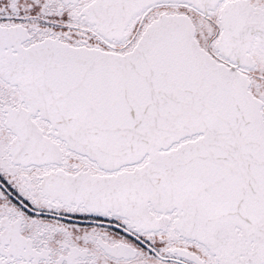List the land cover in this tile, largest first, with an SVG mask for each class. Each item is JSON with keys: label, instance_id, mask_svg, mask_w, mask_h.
I'll return each instance as SVG.
<instances>
[{"label": "snow or ice", "instance_id": "obj_1", "mask_svg": "<svg viewBox=\"0 0 264 264\" xmlns=\"http://www.w3.org/2000/svg\"><path fill=\"white\" fill-rule=\"evenodd\" d=\"M0 264H264V0H0Z\"/></svg>", "mask_w": 264, "mask_h": 264}]
</instances>
